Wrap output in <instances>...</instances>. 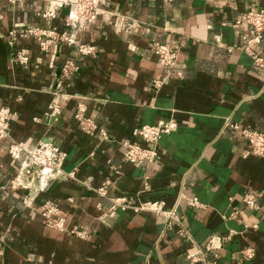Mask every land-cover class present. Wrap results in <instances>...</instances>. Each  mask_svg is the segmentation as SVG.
Here are the masks:
<instances>
[{
  "label": "crops",
  "instance_id": "0c3cea01",
  "mask_svg": "<svg viewBox=\"0 0 264 264\" xmlns=\"http://www.w3.org/2000/svg\"><path fill=\"white\" fill-rule=\"evenodd\" d=\"M93 1V22L67 24L70 0H0V107L10 111L8 131L27 147L55 144L65 152L62 170L73 172V178L30 181L21 173L24 187L12 188L17 162L2 144L0 264H187V253L231 232L214 251L217 264H264V155L243 157L247 140L224 126L229 119L264 131V65L242 49V36L252 34L243 16L251 5L264 8V0ZM44 11L51 12L41 16ZM15 26L64 32L74 42L54 39L41 50L35 39L16 32L9 45ZM154 41L178 49L174 67L162 65ZM78 44L93 46L94 55L78 53ZM252 51L264 64V31ZM15 52L27 56L26 65L13 61ZM65 59L75 70L57 83ZM155 79L162 80L158 88ZM54 88L64 96L59 113L47 116ZM78 102L106 138L79 130L73 119ZM167 117L177 126L159 139L158 160L127 162L123 141L135 140L132 130ZM106 179L107 197L136 195L175 207L191 240L178 236L177 222L168 229L165 218L150 211L102 216L111 202L83 183L96 189ZM248 190L258 193L257 208L243 204ZM180 193L204 206L178 201ZM47 202L57 206L66 230L44 224L38 208ZM250 223L257 226H245ZM245 249L253 256L242 254Z\"/></svg>",
  "mask_w": 264,
  "mask_h": 264
},
{
  "label": "built area",
  "instance_id": "2783aa9c",
  "mask_svg": "<svg viewBox=\"0 0 264 264\" xmlns=\"http://www.w3.org/2000/svg\"><path fill=\"white\" fill-rule=\"evenodd\" d=\"M13 3L18 0H8ZM169 2L172 0H162ZM73 1L70 0L72 4ZM93 6L88 3V0H80L79 6L75 11L68 14L66 23L76 22L78 19L83 18L87 22H93L96 18V7L92 0ZM89 6L87 10L85 7ZM51 11H44L41 16L48 15ZM242 21L246 23L252 29L250 36H242L243 46L242 49L249 53L253 58L256 65L263 67V59L258 54L252 51V46L258 44L261 40L262 33L264 31V8L251 5L245 12ZM16 32L22 36H28L35 39L41 50H46L49 44L54 40L63 41L66 44L73 43V39L68 37L64 32L60 35L54 36L51 31H46L40 28H23L15 26L8 31L7 44L11 45L15 39ZM44 37V38H43ZM94 47L89 45L78 44L77 52L82 55H94ZM153 52L160 60L163 66L167 68L174 67L177 62L178 49L175 46H170L167 43H161L159 41L153 42ZM13 61L19 65H26L27 56L22 52H15ZM75 70V66L70 59H65L60 68L58 74L57 83L62 79L71 75ZM176 73L180 76V71L176 70ZM162 80L155 79L152 82L154 88L160 87ZM52 97L47 105V116H54L59 113L60 107L58 99L64 96L63 93L57 91L56 88L51 91ZM10 111L7 107H0V148L2 142L5 141V149L8 157L17 162L16 175L9 181L10 187H24L19 175L21 173L28 176L29 181L33 176L41 178H55V177H68L73 178V172H64L62 170V163L65 158V152L53 143L39 142L32 147H27L22 141L15 140L11 137L8 131V118ZM73 119L76 121L80 131L89 135H97L101 138H106V132L103 129L98 128L97 123L92 117L85 115V107L82 102H78L73 112ZM177 123L172 117L162 118L155 124H143L132 130V135L135 140L125 139L124 145V159L133 164L134 166L148 165L158 160L159 154L157 151V143L162 135L168 134L176 129ZM226 128H230L235 131H239L240 134L247 140V148L242 151V156L247 157L262 156L264 155V131L255 130L251 128H240L237 123L231 122L229 119L225 121ZM146 178V177H145ZM84 186L90 190L95 191L101 197H107L106 188L110 185V180L106 179L104 184L99 188H92L86 182ZM146 188H148L146 186ZM111 202L106 213L102 216H113L116 210H132L134 212L150 211L158 216L165 218V225L168 229L172 228V223L175 221L179 227L177 234L187 240H191L190 230L178 219L175 207L171 209H165L162 201H142L136 195H124L117 197H107ZM184 198L187 205L191 207H203L204 205L196 197H185L180 193L178 201ZM258 193L252 190H248L242 197V202L246 207L251 209L257 208ZM40 215L44 219V224L52 229L66 230L64 225V219L58 213V208L54 203L47 202L42 203L39 206ZM236 211L231 213V217H236ZM247 227H256L255 223L245 225ZM70 233L78 237L84 236V231L71 228L68 230ZM233 232L226 236H215L211 238L203 249L197 248L192 252L186 254L187 264H217L215 249H217L223 240H227ZM2 241V235H0V242ZM211 254V258H207V254ZM247 257L253 256L252 249H245L242 251Z\"/></svg>",
  "mask_w": 264,
  "mask_h": 264
},
{
  "label": "rangeland",
  "instance_id": "374dc122",
  "mask_svg": "<svg viewBox=\"0 0 264 264\" xmlns=\"http://www.w3.org/2000/svg\"><path fill=\"white\" fill-rule=\"evenodd\" d=\"M88 3H90V5L93 6L92 0H88ZM88 7H89V6H86V7H85V10H87ZM2 144H5V141H3ZM28 179H29V178H28ZM25 183H27V182H24V184H25ZM8 186H10V185H9V181H8ZM21 203H22V205H28V200H27V198L23 196V197L21 198ZM38 213H39V215H40V209H39V208H38ZM40 217L42 218V221H44V219H43V217H42L41 215H40Z\"/></svg>",
  "mask_w": 264,
  "mask_h": 264
},
{
  "label": "bare ground",
  "instance_id": "6f19581e",
  "mask_svg": "<svg viewBox=\"0 0 264 264\" xmlns=\"http://www.w3.org/2000/svg\"><path fill=\"white\" fill-rule=\"evenodd\" d=\"M64 1H67V0H64ZM71 1H73L72 4H71L72 5V9L75 11V9H77V7L79 6V1L80 0H71Z\"/></svg>",
  "mask_w": 264,
  "mask_h": 264
}]
</instances>
